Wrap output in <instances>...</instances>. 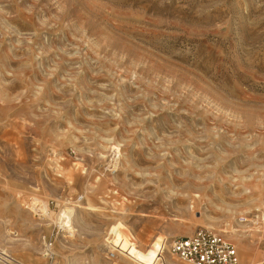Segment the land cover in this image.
Listing matches in <instances>:
<instances>
[{
  "label": "rangeland",
  "instance_id": "374dc122",
  "mask_svg": "<svg viewBox=\"0 0 264 264\" xmlns=\"http://www.w3.org/2000/svg\"><path fill=\"white\" fill-rule=\"evenodd\" d=\"M200 228L264 257V0H0V252L185 264Z\"/></svg>",
  "mask_w": 264,
  "mask_h": 264
},
{
  "label": "built area",
  "instance_id": "2783aa9c",
  "mask_svg": "<svg viewBox=\"0 0 264 264\" xmlns=\"http://www.w3.org/2000/svg\"><path fill=\"white\" fill-rule=\"evenodd\" d=\"M242 219L247 220L245 217ZM51 248L50 242L44 246L45 255L51 256ZM168 252L185 264H240L235 247L221 234L204 228L191 236L173 239ZM118 255L121 254L111 248L106 255L107 261L117 264ZM260 264H264V257Z\"/></svg>",
  "mask_w": 264,
  "mask_h": 264
},
{
  "label": "bare ground",
  "instance_id": "6f19581e",
  "mask_svg": "<svg viewBox=\"0 0 264 264\" xmlns=\"http://www.w3.org/2000/svg\"><path fill=\"white\" fill-rule=\"evenodd\" d=\"M36 201V200H35ZM42 202V201H41ZM43 202H45V201H43ZM41 203V207H43V208H45L46 207V203ZM39 206V203H37L36 204V206ZM37 206V207H38ZM40 208V207H39ZM38 209V208H37ZM38 211H39V209H38ZM46 211V210H45ZM70 218H71V213H70V210H61V213L59 214V216H58V220L57 221H59V222H61V223H64V224H66V225H68V223H69V220H70ZM69 226V225H68ZM63 227V226H62ZM67 227V226H66ZM0 255H2V256H4L5 257V259H7V260H5L6 261V264H12V263H15V259H12L11 257H9V255L8 254H6L5 252H0Z\"/></svg>",
  "mask_w": 264,
  "mask_h": 264
}]
</instances>
